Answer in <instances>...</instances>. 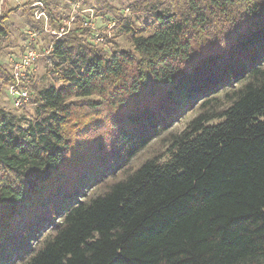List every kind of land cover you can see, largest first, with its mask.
Here are the masks:
<instances>
[{
    "label": "trees",
    "instance_id": "obj_1",
    "mask_svg": "<svg viewBox=\"0 0 264 264\" xmlns=\"http://www.w3.org/2000/svg\"><path fill=\"white\" fill-rule=\"evenodd\" d=\"M37 1L62 35L0 14L53 80L0 106V264H264V0H133L131 49Z\"/></svg>",
    "mask_w": 264,
    "mask_h": 264
},
{
    "label": "rangeland",
    "instance_id": "obj_2",
    "mask_svg": "<svg viewBox=\"0 0 264 264\" xmlns=\"http://www.w3.org/2000/svg\"><path fill=\"white\" fill-rule=\"evenodd\" d=\"M54 1V11L58 13H70L74 14L72 9V0H53ZM133 0H88L87 3H83V8H91L94 10V15L97 9L101 8L100 13H108L105 17L100 15H95L93 20L94 32L96 34L93 37L94 42L98 44V47L110 48L109 41H112L114 46H119L123 49H131L130 44L124 39L123 36L118 35L116 30L113 28L112 15H123L128 17L129 11L127 6ZM16 3L13 0H7L2 7V12L7 11L8 9L16 7ZM21 6V4H18ZM107 5V6H106ZM23 7V6H22ZM98 12V13H99ZM85 15H87L85 13ZM144 17H139L138 22ZM111 19V20H108ZM134 19V18H133ZM10 31V36L8 39H3L0 41V64L1 67L6 70V72L13 77V70L9 64V57L19 56L23 51L24 45L28 42L30 35H24L26 39L22 36V32H29V27L26 18L22 15V12L19 10H14L10 14L9 21L6 22ZM27 23V24H26ZM70 25V23L68 24ZM36 42V39H35ZM39 43V45H38ZM37 43L39 50L42 47H45L43 40H39ZM41 51V50H40ZM45 55L40 56L36 59L29 69L28 74H24L23 77L17 83L13 77V83L9 85L8 81L5 78L0 77V106L3 107L7 112H10L15 115L23 116L30 118L33 115V110L31 104L28 103V100L34 97V89H39L41 87L47 86L53 83L52 78L45 71ZM18 84L17 88H26V91L29 93L28 100L23 103L21 106H15L12 95H10L9 90L11 87L16 88L14 85ZM191 115L187 119H189ZM186 122L178 123L177 128L183 129Z\"/></svg>",
    "mask_w": 264,
    "mask_h": 264
},
{
    "label": "built area",
    "instance_id": "obj_3",
    "mask_svg": "<svg viewBox=\"0 0 264 264\" xmlns=\"http://www.w3.org/2000/svg\"><path fill=\"white\" fill-rule=\"evenodd\" d=\"M6 0H0V14L2 11V7L4 5V2ZM14 2L21 4L23 7H36L34 10V18L36 20H41L43 22V30L44 32L57 34L59 37L64 33L63 27H61L59 30H54L51 28L50 23L48 22V15L45 11L44 4L41 1L34 2L30 5H24L27 0H13ZM84 0H74V3L72 5L74 14L72 15L71 19L67 24H69L75 14L78 13H86L87 16H85V20L83 24L85 26L90 27L92 30H94L93 20H94V10L91 8H82V3ZM30 38L28 42L25 44V50L19 55V56H11L9 57V64L12 67L13 70V77L18 83L21 77L24 76L27 69L33 64V62L38 59L40 56H43L48 53L47 51H40L37 48H33L32 45L35 43L36 35L35 33L29 32ZM96 36V34H95ZM16 88L13 90L14 87H11L9 90L10 95H12V99L15 106H21L23 103H25L29 98V93L26 91V88H17L18 84L14 85Z\"/></svg>",
    "mask_w": 264,
    "mask_h": 264
}]
</instances>
